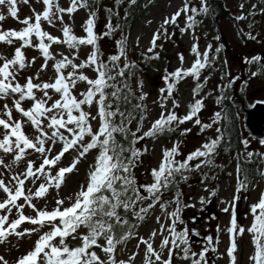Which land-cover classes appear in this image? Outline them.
<instances>
[{"label":"snow or ice","instance_id":"obj_1","mask_svg":"<svg viewBox=\"0 0 264 264\" xmlns=\"http://www.w3.org/2000/svg\"><path fill=\"white\" fill-rule=\"evenodd\" d=\"M101 9L102 0H0V247L5 249L0 264H217L225 256L226 264H241L240 257L244 264H264V186L252 198L257 185L239 161L254 164L253 174L264 179V151L250 149L249 138H239L243 151L236 153L235 185L230 197L219 200L227 221L221 225L213 214L212 231L201 233L189 227L195 216L186 221L182 215L197 200L203 208L219 196V185L209 182L223 171L216 158L230 151L239 118L229 94L239 77L218 59L224 45H199L197 17L210 13L208 0H182L164 16L138 59L130 55L133 46L122 24L112 22L119 16L113 8L103 6L107 23L97 29ZM244 9L242 0L234 20L252 17L250 31L238 35L257 40L251 29L256 15H264V0ZM117 30L119 38L105 52L100 42L112 40ZM175 30L189 35L193 59L184 66L185 55L177 53L179 66L164 69V86L151 101L158 112L150 118V94L138 73L142 63L160 58L163 41ZM214 39L219 42V35ZM30 50L38 54L29 56ZM243 59L255 65L250 77L264 76V55ZM217 71L219 82L206 90ZM185 78L194 86L180 114L176 92ZM208 98L217 107L202 119ZM185 122L205 134L186 153L183 138L191 128ZM162 138L166 144L157 165L145 169L151 181H139L134 170ZM258 143L264 146V138ZM193 173L207 195L185 200L180 185ZM73 176L78 178L69 187ZM148 219L154 226L142 234ZM193 234L203 240L194 241Z\"/></svg>","mask_w":264,"mask_h":264},{"label":"rangeland","instance_id":"obj_2","mask_svg":"<svg viewBox=\"0 0 264 264\" xmlns=\"http://www.w3.org/2000/svg\"><path fill=\"white\" fill-rule=\"evenodd\" d=\"M221 2V6L224 10H227V14L223 11L217 12V26L215 25L214 19L216 16V13L212 10L207 15L198 16L197 19L201 21L200 24L197 25L196 31L197 34L200 36L199 39V45L201 49L206 45V42L211 41L215 47L217 44V41H215L214 37L216 35H219L220 42H224L225 45L228 47H232V51L235 52V55L232 57H229L231 60V63H233V66L239 67L241 60H244L243 58L248 56L250 57L252 54H264V42L262 43V40L264 38V15H262V18H260L259 13L256 15L255 24L253 25L254 28L251 31L253 36H257V40H255V44L253 46H244L240 35H238L239 30H248L247 24L249 21H251V17L245 20L235 21L234 16L239 14L238 11V4L242 2V0H219ZM245 3V9L244 11L247 12L248 8L250 7V3L257 2L259 3V0H243ZM182 4V0H157L156 5H154L150 11V13L141 19V21L136 25V27L131 32V42H132V48L134 49L133 52H141L144 51L147 47H149V41L152 36L153 31L158 27L164 16L171 14L176 10L178 6ZM26 11V10H25ZM101 14V13H99ZM84 13L80 12L79 17H77V20L79 21L80 17H83ZM180 21V24L183 25V14L180 18H178ZM150 21V23H149ZM11 23V21H9ZM107 23L104 16L99 15L97 20V29H103L104 25ZM256 26H259V29L256 28ZM169 31L173 32V28L169 27ZM204 33H207V35H204ZM137 37H139V46H136V40ZM104 41H101V43ZM159 43V41H158ZM191 41L189 39V35L181 34L178 30H175L174 35L167 41H163L164 47L160 49V58L157 62L154 63L153 67L146 68L144 67L143 73L140 74L143 78L144 87L143 90L148 92L150 95L147 98L149 109H150V118L155 117L157 115L158 109L155 108L151 101L156 99L157 91L160 87L164 86L162 81V74L165 68H168L169 70L174 69L175 67L179 66V61L177 58V53H183L185 55V62L184 66H189L191 60L193 59V56L189 54V45ZM38 50H30L28 52L29 56L37 55ZM236 72V71H233ZM193 86V82L190 79H186L183 83L178 84L177 86V92L176 95L179 98L180 102V114L184 113L186 111V105L191 100V87ZM256 93V98L258 99H264V81L258 82L256 85H254L252 92ZM253 103V100L250 99V104ZM212 103H208L207 105L210 106ZM187 127L191 128V132L187 134V137H190L191 134L194 138V145L190 143L185 142L183 144V151L186 153L187 151L194 150L193 146H199V144L202 142L204 135L199 133L198 127L189 123L185 122V125ZM211 130H208L207 134ZM249 134V133H248ZM175 136L174 138H176ZM251 140V144L249 145V148L253 147H259L262 151H264V146H260L258 141L255 140L253 137L250 136L247 137ZM151 141H148L147 145L149 148L152 147ZM166 144V141L162 138L158 142H156L155 152L146 154L145 160L147 162V165L145 167L148 168L149 165L155 166L157 165L158 160L161 157V145ZM236 167L231 166L227 167L226 171L228 173H232L231 176L223 175L222 178L215 180L214 182H210L209 186H216L219 185V196L215 199L209 198L210 202L207 203L203 208L201 207L198 200L195 203V207H190L184 211L182 214L184 219L186 221L189 220L190 217L195 216V213L197 215H202L203 220L196 225L194 221H189V227H192L193 225L201 232L210 233L212 231V228L217 223V220L223 225L228 217L223 214L220 209L223 207L222 204L219 203V200L222 198H228L230 197L233 187L235 185V178H236ZM144 180L147 181L149 179L148 174L143 175ZM78 177L73 176L72 180L69 181V187L72 186V184L75 182V180ZM82 179V174L79 177ZM253 183L257 185L256 191H253L251 193V197L254 198L258 195V191L260 190L261 186H264V181L259 177L254 179ZM67 190V189H65ZM184 193V199L187 200L189 196L198 197L199 195H207L206 192L202 191V185L200 183V178L195 177L194 182L191 187L183 190ZM159 210L157 209V212ZM241 211H243V207L241 204ZM213 214L216 215L217 220H212L209 217ZM154 226V220L148 219V222L146 224H143L142 227L139 229V231L143 234L146 232V230L150 227ZM221 244H220V250H224L225 244L227 243V237L222 233L221 234ZM245 240H247V237H245ZM202 241V240H200ZM135 244V239H133L130 243H128L125 247L127 250H132L133 245ZM143 246H141L142 248ZM247 250H251L250 247ZM5 251L2 247H0V252ZM241 261V264H244L243 257L239 258ZM227 257L218 259L217 264H226ZM139 264V262H137Z\"/></svg>","mask_w":264,"mask_h":264},{"label":"trees","instance_id":"obj_3","mask_svg":"<svg viewBox=\"0 0 264 264\" xmlns=\"http://www.w3.org/2000/svg\"><path fill=\"white\" fill-rule=\"evenodd\" d=\"M156 2H157V0H136V4L132 5L130 3H127V0H125L124 3H122L120 5H115L114 0H102V9L99 12L101 14H98V17H99V15H102L106 19V12L103 10L104 5L113 8L114 12L119 13L118 17L113 16V19H112L113 24H115L117 21H119L122 24L124 32L128 35V43L132 45V42H131L132 30L136 27V25L141 21L142 18H144L145 16L148 15V13L151 11L152 7L156 4ZM216 5H217V12L223 11V13L225 12L227 14V10L223 9V7L221 6V2L219 0H217ZM212 7H215V5L212 4ZM259 15H260V18H262V14H259ZM251 19H252V17H251ZM256 19L257 18L255 17V20ZM248 24H247V26H248ZM253 28H254V26H253ZM253 28L251 29V31L253 30ZM256 28L259 29V26H256ZM241 31H243L244 33H248L250 31V29L248 28L247 31H244L241 29V30H239V33H241ZM119 34H120L119 30H117L116 33L114 34L112 40L105 38L104 40H102L104 42H102V43L100 42L101 46L105 52H108L109 49L112 48V45L114 43V39L119 38ZM240 37H241V41H242L244 46L249 47V46H253L255 44V40L249 39L247 36L242 37L240 35ZM263 42L264 41L262 40V43ZM217 43H222L224 45V48L222 49L221 53L219 54L218 59L220 61L226 60L227 66H228L230 72L233 75L239 77V80H237L233 84L232 88L229 90V94L232 95L234 105H235L233 111L239 113L237 126L232 131V146H231V149L229 152H227V153L222 152L220 154V156H218L216 158L217 164H222L224 166L223 171L221 173H219L220 178H222L223 175H226L228 173L226 171L227 167H231V166L236 167L237 162H238V158L236 156L237 151H241V152L243 151V145H241L238 142L239 138L241 136L249 137V134L247 133V130L244 126V121H243L244 112L249 107V105H251L250 104V94L252 92L254 85H256L258 82H263L264 76L257 75L256 77H250L249 69L251 68L252 70H255V65H248L245 60L240 59L241 64L239 67L233 66V63H231V60L229 59V57H232L233 55H235V52L232 51V47H228L227 45L224 44V42L219 41ZM133 50L134 49L132 48L131 53H130L131 57L138 59L139 58V52H133ZM261 55H264V54H261ZM157 61H158V59H153L150 62H148L147 64L142 63L141 64V70L138 73V75L143 73L144 67H146V68H149L150 66L153 67L154 63ZM233 71H236V72H233ZM204 74H207V73H204ZM186 79L188 80L189 78H185V80ZM245 80H247L246 85L244 83ZM184 81L179 82V84L183 83ZM218 82H219V72L217 71L209 79V82L206 85V90L214 89L215 85ZM132 83H133V87H135V79H133ZM205 103H206V107L200 113L202 119H206L207 117H209L211 115L212 111L215 110L217 107L214 105L213 99H211V98L206 99ZM208 103H212V104L210 106H208L207 105ZM225 103L231 104L232 102L226 101ZM192 135L193 134H191L190 137H187V135H186L184 137L185 138L184 140L186 143H190V144L194 145V142H193L194 138L192 137ZM207 135H212V132L210 131ZM175 136H178V133L174 134V137ZM148 141H151V140H147L146 143H148ZM195 147H197V146H193V149ZM145 156H146V154L143 156V164L134 170L138 180L141 182L145 181L144 177H143V175L145 174V167L147 165V162L145 160ZM239 161L241 163L242 168L247 169L249 171V173L252 174V180L253 181L256 178H259L258 175L253 174V170L256 167L254 164H252V163L244 164L242 158H239ZM260 167H261V169H264V163H261ZM148 177H149V179L147 181L150 182L151 181L150 173L148 174ZM195 177L200 178L198 174L193 173L192 175H190L189 180L186 183L185 182L181 183L180 187H181L182 191L192 186ZM262 180L264 181V179H262ZM210 182H214V181H210Z\"/></svg>","mask_w":264,"mask_h":264},{"label":"water","instance_id":"obj_4","mask_svg":"<svg viewBox=\"0 0 264 264\" xmlns=\"http://www.w3.org/2000/svg\"><path fill=\"white\" fill-rule=\"evenodd\" d=\"M256 93H251L250 97L255 98ZM258 101H264L263 99H256L252 105L245 111V126L249 133L256 139L264 138V103H257ZM196 214V213H195ZM203 220L202 215H197L195 223H200ZM194 241L203 240V236H195L193 234Z\"/></svg>","mask_w":264,"mask_h":264},{"label":"flooded vegetation","instance_id":"obj_5","mask_svg":"<svg viewBox=\"0 0 264 264\" xmlns=\"http://www.w3.org/2000/svg\"><path fill=\"white\" fill-rule=\"evenodd\" d=\"M215 3L217 4V0H208L210 9L212 8V10L216 13L214 22H215V25L217 26V5ZM212 4L215 5V7H212Z\"/></svg>","mask_w":264,"mask_h":264}]
</instances>
